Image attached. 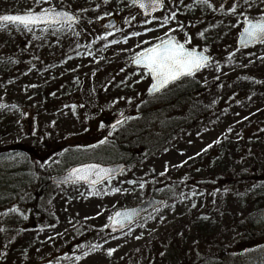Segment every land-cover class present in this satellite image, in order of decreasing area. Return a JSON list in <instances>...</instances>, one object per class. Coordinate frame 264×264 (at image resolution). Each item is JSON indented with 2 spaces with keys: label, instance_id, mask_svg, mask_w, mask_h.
<instances>
[{
  "label": "rangeland",
  "instance_id": "obj_1",
  "mask_svg": "<svg viewBox=\"0 0 264 264\" xmlns=\"http://www.w3.org/2000/svg\"><path fill=\"white\" fill-rule=\"evenodd\" d=\"M162 1L144 18L132 0H0V15L61 7L78 16L72 25L30 31L0 24V105L7 106L0 107V154H10L0 157V264H162L157 254L169 238L183 244L189 262L216 264L211 252H236L223 264H264V184H232L255 172L246 149L264 154V43L235 46L245 16L259 19L264 0H249L251 8L244 0ZM111 18L118 26L102 29ZM168 36L211 59L189 77L199 88L195 101L180 97L186 80L147 96L150 76L131 67L136 52ZM85 130L87 144L39 157V173L89 162L129 161V168L97 187L47 186L34 195L32 159L30 167L11 150ZM222 178L228 185L213 192ZM169 179L179 184L164 185ZM151 195L164 205L103 233L115 211Z\"/></svg>",
  "mask_w": 264,
  "mask_h": 264
},
{
  "label": "snow or ice",
  "instance_id": "obj_2",
  "mask_svg": "<svg viewBox=\"0 0 264 264\" xmlns=\"http://www.w3.org/2000/svg\"><path fill=\"white\" fill-rule=\"evenodd\" d=\"M41 2H47V0H35V3L37 4ZM132 2L135 4L138 0H132ZM244 2L249 8L252 7L249 0H244ZM139 3L140 7H147L153 11L157 7H162L161 0H139ZM200 3L208 7L211 6L209 0H200ZM238 7L239 5L234 3L228 11L235 14ZM240 14L244 15V13ZM174 17L175 13L172 14V18ZM75 19L76 17L72 14L66 11H56L51 7L46 9L42 8L39 12H35L30 9L22 15H0V23H14L18 27L22 25L29 31L33 25H70ZM168 20L169 17H164V23H167ZM245 24L246 26L241 32L240 43L244 46L256 42L264 43V11L260 13L259 19L253 20L245 16ZM160 26L163 27L164 24H161ZM131 35L138 36L140 33L132 32ZM165 35L167 36V33ZM200 35H203V33ZM116 42L117 41H112V43ZM186 43H188L187 39L184 43H181L174 37L168 36L166 39L159 40L158 43L152 44L150 47H145L141 51L135 53L133 63L142 67L143 73L150 75L152 78L153 83L150 91L162 88L165 85L176 81L180 77L192 76L195 72L206 66L210 58L203 53H198L195 49L186 48ZM0 107L7 106L0 105ZM117 123H120V121H117ZM92 176H96L97 179L91 180L90 177ZM103 176H108L110 178V170L101 168L99 165L86 164L82 165L80 168L72 169L66 180L73 179V182L84 181L94 186L101 178H103ZM128 183L134 182L128 181ZM140 187H143L142 183L140 184ZM112 191L117 192L120 190L114 188ZM132 215H134L133 212H117L115 214L116 218L110 217L109 219L115 224H123L125 220L131 219ZM98 247L99 245H93L92 250ZM113 251L114 249H109L108 255H111ZM84 255H88V253L85 252ZM77 259H80V257H77Z\"/></svg>",
  "mask_w": 264,
  "mask_h": 264
},
{
  "label": "trees",
  "instance_id": "obj_3",
  "mask_svg": "<svg viewBox=\"0 0 264 264\" xmlns=\"http://www.w3.org/2000/svg\"><path fill=\"white\" fill-rule=\"evenodd\" d=\"M57 5V4H55ZM3 24H7V23H3ZM186 80L187 82H189L188 84V88L185 89V93H183L180 97L184 96L185 99H190V101L192 102L193 100L195 101V99L200 95L199 94V88L196 87V85H194L193 81H191L190 79H183ZM181 80V81H183ZM180 81V82H181ZM175 85V84H174ZM179 98V97H177ZM178 125V123H173V124H167L165 125V133L166 134H171L173 131H175V127ZM31 126V123L28 122L27 127ZM26 127V128H27ZM90 133L89 131L85 130L83 132H81L78 135H74V136H70V137H66V138H59L57 137H43L42 140V146H39L37 143H35L34 147L33 146H26L24 148H21L20 146H16L14 149H12L10 152L11 155L15 154V153H20L22 155L25 156V159L27 161L28 166L31 167V163L29 162L30 159H32L33 163V169L32 170L34 172V174H31V179H30V186L34 188V195H38L40 193H44L45 189L47 186H52L49 182V179L52 176H47L42 175V173H39V165H41V163L39 162L38 158L40 157L41 160L42 158L44 159V157H48L47 159H53V157H56L57 155H59L62 152H65L66 150L69 149V145L74 144L75 145H80V144H87V140L89 139H85L86 141L83 140V137L88 136V134ZM92 137H93V133H92ZM119 148H121L120 145ZM66 149V150H65ZM4 155H10L7 153L4 154H0V157L4 156ZM132 156H134L133 153H131ZM27 157V158H26ZM244 159H246L249 162V167L251 169L255 168V172L254 173H250L251 176L246 178V177H241V178H236L235 182L232 183L233 185H239V183H254V184H264V154L261 152V150L259 148L257 149H246L244 151ZM28 159V160H27ZM127 166L130 164L129 161H123ZM30 163V164H29ZM44 164V163H43ZM129 168V167H127ZM36 172L39 175H36ZM61 173V172H60ZM246 178V179H243ZM224 178L222 179H218L216 181V183L214 182V184H211L212 187V191L216 192L218 189L226 187L228 184H225V180ZM172 185V186H176L178 183V181L173 180V179H169L168 181H166L164 183V185ZM196 184V183H195ZM224 185V186H223ZM210 186V184L208 185ZM232 186V185H230ZM256 204V203H254ZM252 206H255V205ZM37 205V206H36ZM35 207H38V202L35 203ZM103 233L105 234H109L106 230H103ZM165 241H169L170 243H167L165 245H163L162 247L160 246V252L157 257L158 262L160 261L162 264H200L201 261H197V260H191V262H189L187 260L188 255L183 254V252L181 251L182 249V245H178L174 242L172 243L171 238L165 240ZM236 252H230V254H228V252H211V256H212V261L216 264H223L224 261L226 259H229L228 256H232L234 255ZM215 255V256H213ZM210 256V257H211ZM210 257L204 258L202 260L205 261L207 259H209Z\"/></svg>",
  "mask_w": 264,
  "mask_h": 264
},
{
  "label": "water",
  "instance_id": "obj_4",
  "mask_svg": "<svg viewBox=\"0 0 264 264\" xmlns=\"http://www.w3.org/2000/svg\"><path fill=\"white\" fill-rule=\"evenodd\" d=\"M161 3H162V1H161ZM134 5L136 6V8H138L140 10L142 16H144V17H148V16L152 15L154 12H156V11H158L160 9V7H157L153 11L150 8H147V7L142 8V7H140L139 0ZM55 10L56 11H66V12H68V13H70L73 16L76 17L75 14H73L72 12L67 11L66 9L58 8V9H55ZM35 12H39V11H35ZM22 14H25V13H20L19 15H22ZM1 15H18V14H1ZM76 21H77V17H76V19L74 21L71 22V24L75 23ZM5 23H9V22H5ZM9 24H14V23H9ZM54 25H65V24H53V25L39 24V25H33L32 27H35V26H54ZM116 25H117L116 21L114 19H110L109 21L103 23L102 28L110 30V29L115 28ZM20 26H22V25H20ZM245 26H246V24H245V21H244L243 22V27H242L241 31L239 32V34L237 36V39H236V47L238 49L248 48V47H251V46H254L256 44L261 43V42H256V43H253V44H249L247 46H244L243 44L240 43L241 32L243 31V28ZM197 52L198 53H202V52H199V51H197ZM204 55H206V54H204ZM209 62H210V59L207 62V64ZM131 66L133 68H142L140 66L135 65L133 63V60L131 61ZM183 77H186V76H183ZM183 77H180L179 79H181ZM150 78H151V76H150ZM179 79H177L176 81H178ZM176 81H173V82H176ZM173 82H171V83H169V84L165 85L164 87L159 88L157 90H151L150 91L151 85L153 83L152 78H151V84H150V87L148 88L146 94L148 96L156 95V94L160 93L162 90H164L167 86L172 84ZM86 164H95V165H99L101 168L109 169L110 170V178L108 176H103V178H101L94 186L92 184L86 183L84 181L73 182V179H67L66 180V178L69 177V174H70L72 169L80 168L82 165H86ZM125 168H126V165H125L124 162H116V163L107 164V165L100 164V163H93V162L83 163V164L75 165V166L71 167L70 169H68L66 172L50 178V183L52 185H55V186H64V185H67V184L77 183V184H83V185L90 186V187H95V186L100 185L101 183H103L104 181H106L108 179L115 178V177L119 176L120 174H122V172L125 170ZM90 179L91 180H96L97 177L96 176H92V177H90ZM163 204H164V200L163 199H161L159 197H155V196H149L143 202H141L140 204H138V205H136L134 207L119 209V210L115 211L111 215V217L116 218L115 214L117 212H121V213L133 212L134 215L131 216V219L125 220L123 222V224H115V223H113L112 220L109 219V222H108V224L106 226V230L109 233H111V234L118 233V232L128 228L132 224L136 223L137 221L145 218L146 216H148L149 214H151L152 212H154L155 210L160 208Z\"/></svg>",
  "mask_w": 264,
  "mask_h": 264
}]
</instances>
